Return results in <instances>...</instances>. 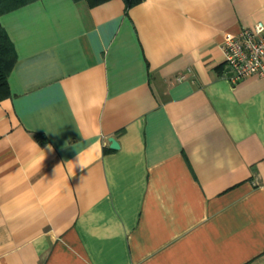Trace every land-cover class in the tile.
Segmentation results:
<instances>
[{
	"label": "crops",
	"instance_id": "1",
	"mask_svg": "<svg viewBox=\"0 0 264 264\" xmlns=\"http://www.w3.org/2000/svg\"><path fill=\"white\" fill-rule=\"evenodd\" d=\"M259 21L264 0L0 15V264H264V77L221 48Z\"/></svg>",
	"mask_w": 264,
	"mask_h": 264
},
{
	"label": "built area",
	"instance_id": "2",
	"mask_svg": "<svg viewBox=\"0 0 264 264\" xmlns=\"http://www.w3.org/2000/svg\"><path fill=\"white\" fill-rule=\"evenodd\" d=\"M224 64L233 81L258 75L264 77V22L243 28L239 33H226L221 43ZM184 76H180L179 79Z\"/></svg>",
	"mask_w": 264,
	"mask_h": 264
},
{
	"label": "trees",
	"instance_id": "3",
	"mask_svg": "<svg viewBox=\"0 0 264 264\" xmlns=\"http://www.w3.org/2000/svg\"><path fill=\"white\" fill-rule=\"evenodd\" d=\"M36 0H0V15L28 4ZM79 1V0H77ZM89 6H95L108 0H85ZM126 7H132L142 0H124ZM16 53L12 41L10 40L5 28L0 24V100L11 95L8 77L16 63ZM36 137L44 142V136L37 134Z\"/></svg>",
	"mask_w": 264,
	"mask_h": 264
},
{
	"label": "water",
	"instance_id": "4",
	"mask_svg": "<svg viewBox=\"0 0 264 264\" xmlns=\"http://www.w3.org/2000/svg\"><path fill=\"white\" fill-rule=\"evenodd\" d=\"M110 141H111V147L113 148L119 147V142L114 137H110Z\"/></svg>",
	"mask_w": 264,
	"mask_h": 264
}]
</instances>
